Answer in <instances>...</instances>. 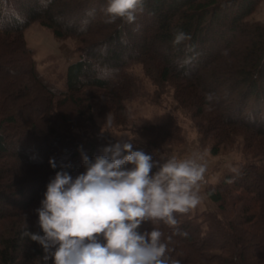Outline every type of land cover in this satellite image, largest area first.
Masks as SVG:
<instances>
[{
  "label": "trees",
  "instance_id": "obj_1",
  "mask_svg": "<svg viewBox=\"0 0 264 264\" xmlns=\"http://www.w3.org/2000/svg\"><path fill=\"white\" fill-rule=\"evenodd\" d=\"M261 2L143 0L134 22L107 23V0H0V264H54L26 235L41 231L35 209L57 171L75 178L86 171L83 155L130 139L113 131L130 124L137 67L159 91L174 90L211 154L238 144L244 156L204 190L215 210L197 205L174 213L175 226L145 222L139 231L171 237L168 254L180 264H264V24L249 20ZM33 24L79 44L63 89L37 68L24 37ZM178 32L191 39L174 46ZM139 133L145 147L132 140L133 150L159 164L154 151L187 141L168 112Z\"/></svg>",
  "mask_w": 264,
  "mask_h": 264
},
{
  "label": "clouds",
  "instance_id": "obj_2",
  "mask_svg": "<svg viewBox=\"0 0 264 264\" xmlns=\"http://www.w3.org/2000/svg\"><path fill=\"white\" fill-rule=\"evenodd\" d=\"M103 11L107 23H132L143 11V0H107ZM190 39L178 32L173 44ZM213 99L206 95L208 102ZM111 125L109 114L104 127ZM162 159L159 164L144 151H134L132 140L122 138L94 159L83 155L85 172L73 178L62 169L49 181L35 209L41 231L26 235L54 264H180L168 254L171 237L155 227L139 229L145 222L175 226L174 213L195 208L206 165L196 153L189 159ZM50 164L56 168L54 160ZM154 168L159 170L153 174Z\"/></svg>",
  "mask_w": 264,
  "mask_h": 264
},
{
  "label": "rangeland",
  "instance_id": "obj_3",
  "mask_svg": "<svg viewBox=\"0 0 264 264\" xmlns=\"http://www.w3.org/2000/svg\"><path fill=\"white\" fill-rule=\"evenodd\" d=\"M250 21L264 24V0L256 11L251 15ZM27 46L34 50V58L38 70L53 82L57 87L64 88L63 74L69 63L76 57L74 41H57L51 31L39 24H33L24 34ZM139 75L140 84L137 94L127 102V112L130 115V124L126 127L113 131L116 138L126 137L135 141L138 145L144 146V140L140 136L139 128L142 123L159 115L160 113H172L179 118L185 128L186 144L165 145L154 151L161 162L162 157L175 156L178 160L189 159L193 153L203 156V163L206 165L204 181L200 186V203L198 210H215L216 206L204 197V190L215 184L221 175L229 170L237 168L243 160L240 145H222L217 155L211 154L210 148L202 140L193 118L179 100L175 99L174 90L166 88L159 91L158 88L143 74L140 67L135 69ZM161 92V93H160ZM102 124V120H99Z\"/></svg>",
  "mask_w": 264,
  "mask_h": 264
}]
</instances>
